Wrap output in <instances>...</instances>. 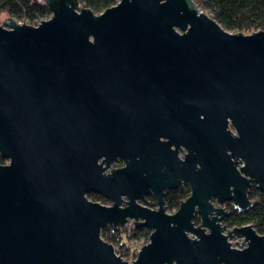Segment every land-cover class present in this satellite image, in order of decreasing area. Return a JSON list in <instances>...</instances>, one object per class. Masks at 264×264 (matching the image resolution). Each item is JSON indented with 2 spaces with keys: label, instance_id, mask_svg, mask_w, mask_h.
Here are the masks:
<instances>
[{
  "label": "water",
  "instance_id": "water-1",
  "mask_svg": "<svg viewBox=\"0 0 264 264\" xmlns=\"http://www.w3.org/2000/svg\"><path fill=\"white\" fill-rule=\"evenodd\" d=\"M42 3L49 19L31 26L7 17L0 26V157L7 161L0 165V264H126L100 234L127 219L155 229L132 264H201L206 249L226 246L202 242L203 229L191 224L194 206L204 215L210 193H229L194 185L173 216L163 211L161 189L157 211L139 206L157 179L103 174V163L132 147L139 130L108 124L106 112L117 95L147 81L143 89L170 95L178 122L194 124L202 114L234 120V113L243 120L248 112L264 119V32H228L194 0H119L100 14L79 0ZM262 158L252 159L253 172L250 160L242 171L264 195ZM216 172L218 184L231 181ZM91 192L112 206L88 201ZM237 199L245 210L244 188ZM234 232L248 241L245 255L264 264V236L249 226Z\"/></svg>",
  "mask_w": 264,
  "mask_h": 264
},
{
  "label": "flooded vegetation",
  "instance_id": "flooded-vegetation-1",
  "mask_svg": "<svg viewBox=\"0 0 264 264\" xmlns=\"http://www.w3.org/2000/svg\"><path fill=\"white\" fill-rule=\"evenodd\" d=\"M139 83L141 90L117 95L106 112L108 124L138 127L139 130L132 147L128 146L123 152L110 157L108 164L103 163V174L112 176L111 171L131 170L132 174L129 175H134L136 179L155 176L158 186L149 188L142 199L135 202L150 211H157L159 200L154 191L161 189L162 208L167 216H173L181 204L191 197L194 185L211 190L226 189L229 198L221 199L209 194V209L204 210V215L198 213L197 205L194 206L191 224L194 229H203L202 242L207 243V239L216 238L221 245L226 246L206 249L201 253V264H255L254 255L246 256L244 253L248 244L245 235L234 232V229L249 226L256 235L264 236L256 227L258 218L253 212L256 207L264 206V195L254 178L242 171L247 168L250 160L249 169L253 172L252 159L256 155L263 159L264 119L256 120L254 113L248 112L243 120L234 113V120L227 116L224 121L211 122L207 114H202L201 121L194 124L178 122L174 119L170 95L143 89L150 82ZM234 148L236 151L233 152ZM103 160H98V164ZM216 171L220 174L229 172L231 181L224 185L218 184L214 180ZM243 188L247 203L245 210H241L237 202L238 192ZM85 196L88 201L102 206L110 207L113 204L111 200L96 193L91 192ZM120 198L125 201L124 196ZM246 219L247 222L241 223ZM129 224L132 228L126 234L124 228ZM110 228L119 232L117 240L123 237L140 239L141 236L145 242L135 252L128 250L127 256L123 257L114 247L117 240L107 235ZM102 230H106V233L104 236L100 234L101 239L110 244L114 254L126 264H132L137 259L141 248L150 242V236L155 231L150 227H135L131 219H127L122 227L108 225ZM182 235L189 240L201 239L199 234L187 230ZM164 264L180 263L174 258Z\"/></svg>",
  "mask_w": 264,
  "mask_h": 264
},
{
  "label": "trees",
  "instance_id": "trees-1",
  "mask_svg": "<svg viewBox=\"0 0 264 264\" xmlns=\"http://www.w3.org/2000/svg\"><path fill=\"white\" fill-rule=\"evenodd\" d=\"M119 0H79L80 6L100 14ZM198 9L224 30L231 33L251 34L264 32V0H194ZM5 15L23 24L36 26L49 17L47 7L39 0H0V16ZM5 160L0 157V165ZM258 221L256 227L264 233V206L254 209ZM248 219L243 220L247 222ZM106 230H102L104 236Z\"/></svg>",
  "mask_w": 264,
  "mask_h": 264
},
{
  "label": "rangeland",
  "instance_id": "rangeland-1",
  "mask_svg": "<svg viewBox=\"0 0 264 264\" xmlns=\"http://www.w3.org/2000/svg\"><path fill=\"white\" fill-rule=\"evenodd\" d=\"M42 1V0H39ZM51 16V14L49 15L48 18H46L45 20L49 19ZM8 16L2 15L0 16V26H3V19L7 18ZM13 19V18H12ZM14 20V19H13ZM18 24H23L22 22L16 21ZM5 164H7V161H5ZM132 225L129 224L127 227H125V233L127 234L128 232L131 231ZM120 230V229H119ZM119 233L118 231H116L114 228H110L107 230V235L111 238V239H115L117 240V236ZM136 233V232H135ZM143 238V237H142ZM140 236V239H137L136 237H129V238H125L123 237L122 239L117 240V242L114 244V247L116 248L117 251L120 252V254L123 255V257L127 256V251L129 250L130 252L134 251L135 249L139 246L142 245L143 242H145ZM124 243V244H122ZM123 245V246H122ZM127 259H129V257H126Z\"/></svg>",
  "mask_w": 264,
  "mask_h": 264
}]
</instances>
